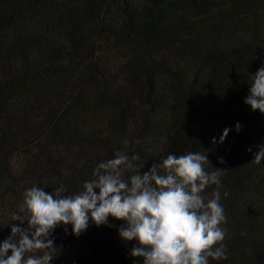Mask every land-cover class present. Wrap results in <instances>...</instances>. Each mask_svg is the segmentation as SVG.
<instances>
[{"label": "trees", "instance_id": "obj_1", "mask_svg": "<svg viewBox=\"0 0 264 264\" xmlns=\"http://www.w3.org/2000/svg\"><path fill=\"white\" fill-rule=\"evenodd\" d=\"M262 65L264 0H0V241L33 185L75 194L117 151L143 174L206 150L226 171L227 259L209 264H264V114L244 103ZM122 224L56 227L51 264H143Z\"/></svg>", "mask_w": 264, "mask_h": 264}, {"label": "clouds", "instance_id": "obj_2", "mask_svg": "<svg viewBox=\"0 0 264 264\" xmlns=\"http://www.w3.org/2000/svg\"><path fill=\"white\" fill-rule=\"evenodd\" d=\"M250 77L244 103L264 114V65ZM235 130H241L239 123ZM230 131L225 128L218 142L222 144ZM212 143H217L216 138ZM139 159L138 154L117 151L114 158L97 164L93 178L84 181L75 194L64 195L63 185L52 192L36 185L27 188L18 210L12 213L11 235L0 241V264H51L57 250L51 238L56 227L64 226L67 232L70 225L72 234L79 236L90 221L96 226L108 225L109 217L123 221L118 235L122 241H136L130 255L141 258L143 264L226 260L222 243L226 215L219 190L226 171L207 169L211 162L206 150L168 154L143 174V168L134 163ZM262 161L264 146L254 154L252 164ZM219 162L223 164V158ZM210 186L215 188L206 195ZM25 222L26 228L21 226Z\"/></svg>", "mask_w": 264, "mask_h": 264}]
</instances>
